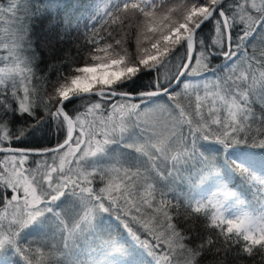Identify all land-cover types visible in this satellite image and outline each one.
Here are the masks:
<instances>
[{"label":"snow or ice","instance_id":"snow-or-ice-1","mask_svg":"<svg viewBox=\"0 0 264 264\" xmlns=\"http://www.w3.org/2000/svg\"><path fill=\"white\" fill-rule=\"evenodd\" d=\"M171 2L100 0L89 17L94 33L85 35L84 63L60 73L54 82L44 78L45 85L32 83L35 54L26 57L23 66L0 67V206L5 210L0 214V264H37L43 249H48V255L42 264H101L72 260L65 249L70 247L67 238L85 230L96 235L105 214L115 217L150 257L149 264H203L209 254L220 258L214 264H224L232 253L234 261L255 254L264 264V214L258 219L247 214L229 219L220 211L223 205L212 199L207 204L192 196L187 203L168 199L173 185L169 178L181 162H195L201 180L224 184L215 158L201 151L203 143L220 145L225 161L241 175H245L246 157L230 153L241 145L264 150V114L252 111L250 93L244 91L247 74L236 76L232 70L242 46L256 31L254 26L264 30V0H187L178 8L168 7ZM33 9L32 0L22 4L13 0L7 8L0 7V14L12 15L17 40L28 47L27 22L35 14ZM97 23L102 24L100 30L95 29ZM206 29L210 30L207 36L202 34ZM129 31L136 37L134 55L126 47ZM117 50L123 55L108 54ZM214 60L223 63L209 72ZM256 60L264 68V52ZM221 69L227 74H219ZM141 72L153 74L146 90L119 87ZM208 74L215 77L211 88L204 84L203 97L199 87L193 88L195 96L185 102L180 85L187 90L191 85L185 80H206ZM73 98L79 99V106L70 109L67 102ZM154 109L166 111L170 119L149 132L139 117ZM93 113L98 116L90 120ZM25 115L34 123L14 128L12 117ZM49 120L62 136L55 146L14 143ZM256 123L262 127L253 135ZM116 143L129 154L104 162L109 146ZM260 188L264 191V183ZM230 194L234 193L226 192L225 197ZM66 205L72 206L71 216L64 211ZM193 217L203 218L206 224L195 234L185 227ZM53 225L65 240L64 248L29 239ZM221 238L223 248L217 244ZM121 243L120 238L108 236L106 248L120 258L105 259L103 264H143L119 247ZM102 254L107 257L108 252Z\"/></svg>","mask_w":264,"mask_h":264},{"label":"trees","instance_id":"trees-1","mask_svg":"<svg viewBox=\"0 0 264 264\" xmlns=\"http://www.w3.org/2000/svg\"><path fill=\"white\" fill-rule=\"evenodd\" d=\"M13 0H0V7L7 8V6L12 3ZM17 2L22 4V0H17ZM100 0H32L34 5L35 14L27 22L28 27V38L31 41V47H28L27 43L21 44L17 40L15 20L10 13L0 14V67H15L17 64L23 66L22 61L33 54L36 55L35 68L36 78L32 83L39 85H45V79L48 81H55L57 76L62 72H67L70 67H75L82 65L87 57V52L85 50L84 39L86 34H93V20L89 19L95 13V4L99 3ZM187 2V0H181L179 3ZM174 3L173 0L167 6L179 4ZM17 15L23 19V13L19 12ZM70 22V23H69ZM256 31L249 38V41L245 42L242 46L239 59L236 60L233 66V72L236 76L247 74V87L244 91L250 93L249 103L252 105V111L260 116L264 114V99L261 98V88L264 86V68L259 66V62L256 57L260 56L261 52H264V30H260L258 26H254ZM102 28L101 23L95 25L96 30ZM209 29H206L202 34L207 36ZM104 32L101 31L100 35ZM131 45H133L132 38L129 39ZM147 43V42H145ZM100 55H105L100 53ZM8 58V59H4ZM223 61L214 60L209 66V72L211 69H219ZM168 69H172V65H168ZM174 71V69H172ZM165 74L162 70V75ZM219 74H227L226 69H221ZM30 75V74H29ZM203 75V74H202ZM153 74L149 72H141L136 77L130 81H126L124 84L119 85L121 88H125L128 91H141L146 90L151 86V81ZM215 82V77L208 74L207 79H201L200 77L189 78L184 81V83H189L191 86L189 89L185 90L183 83L180 85L178 91L181 92L182 96L187 99V97L195 95L193 88L199 87L201 96H204V84L207 83L209 88ZM31 87V85H29ZM2 87V85H0ZM159 99V98H156ZM133 102V101H130ZM163 103V102H162ZM68 107L78 108L79 99H72L67 102ZM38 116L43 114L37 111ZM94 116L98 114L93 113L89 115L91 120ZM13 127L17 124H29L34 123L32 117H12ZM262 127L260 124L256 123L252 125V134L254 135L259 128ZM62 139V136L57 133L52 122L49 120L36 128L32 129L22 140L15 141L14 143L26 146V147H51L55 146L57 142ZM251 143V141H250ZM122 144L116 143L111 145L108 150V159L115 155H120L118 147ZM203 145V146H202ZM201 145V151H203L207 156L214 157L219 168L220 173L226 179L224 184L218 185L215 181L211 179L201 180L198 175V165L195 162L189 164H184L181 162L176 165V170L174 171L173 177L169 178L173 181L172 189H169L168 199L172 203H176V198H180L185 203H187V198L189 196L194 197L197 200L200 196L205 193H209L207 200L204 202L207 204L208 200L212 198V191H232L238 198L240 204L249 212L251 216L259 215V217L264 214V191L260 188V185L264 183V150L258 148H251L241 145L230 155H240L246 157L245 164L247 165L245 169V175H241L238 169H235L231 164L224 159L223 150L220 145L214 143H203ZM214 146L215 148H213ZM117 147V148H116ZM0 159H3L0 156ZM34 159H42L40 157H35ZM162 165L163 168L165 165ZM167 166L171 169V160L167 162ZM247 176V179L245 178ZM168 181H163L162 183H167ZM159 201V196L156 197ZM213 203H215L212 200ZM67 206V205H66ZM3 206H0L2 210ZM211 209V205H209ZM221 211V208H220ZM66 212H70L66 211ZM182 219L183 220V207L181 208ZM105 224V225H104ZM50 227V228H48ZM99 229L95 230L99 234V237L103 238L101 242H97L95 248L92 249L93 254L87 256L85 261H100L101 264L105 259L113 260L119 259L120 257L106 248V241L108 236L113 239L120 238L122 243L119 247L127 249L132 253L133 258L140 260L143 264H149L150 257H148L136 244L130 236L127 235L117 221L115 217H108L105 214L100 218ZM185 227H191L193 229V234L198 230H202L206 227V224L201 219L192 218V223L185 224ZM48 231L47 235L51 238L46 240L41 239L45 232L41 233L38 237H29L30 240L41 239L46 243H51L64 248L65 240H61L53 226H46L45 229ZM58 231V230H57ZM89 231L93 230H88ZM55 233V235H53ZM67 238V233H65ZM142 239L144 237H141ZM71 238H67L69 240ZM66 240V241H67ZM217 244L223 248L224 241L223 238L217 241ZM94 245V243H93ZM235 248V245H232ZM43 255H37V264H42V262L47 260L48 249H43ZM215 251V249L213 250ZM103 252H108L107 257L103 255ZM57 255H60L59 253ZM233 255L229 254L224 262V264H259L260 256L253 255L251 259L244 260H233ZM70 258V257H69ZM220 258L209 254L203 264H214L215 261ZM84 261V259H82Z\"/></svg>","mask_w":264,"mask_h":264},{"label":"rangeland","instance_id":"rangeland-1","mask_svg":"<svg viewBox=\"0 0 264 264\" xmlns=\"http://www.w3.org/2000/svg\"><path fill=\"white\" fill-rule=\"evenodd\" d=\"M174 3H179L181 2V0H173ZM185 3V2H184ZM179 4H175V5H170V8H178ZM175 18V17H174ZM132 38L133 41V45H131V43L129 42V39ZM126 40H127V50L129 54L134 55L136 52V37L135 35H133V33L131 31L128 32L127 36H126ZM141 41L142 43L147 42L143 36H141ZM111 56H118L119 55H123V53H118L117 51H110V53H108ZM127 60V57H126ZM183 87H181L182 89ZM196 88V87H195ZM199 94H201V92H199ZM195 95H193L194 97ZM203 97V96H202ZM156 99V98H155ZM134 102H138V101H134ZM185 102H187V99H185ZM161 105H163V103L161 102ZM166 106V105H165ZM170 117L168 115V113L166 111H160L158 109H154V110H149L147 113H142L141 116L139 117V120L141 122L142 125H144L146 131H152L153 130V126L156 125H163L165 123H167L169 121ZM170 127V125H169ZM203 146V145H202ZM111 147V146H109ZM119 153L120 154H129L127 149H124L122 147V145L117 146ZM116 147V148H117ZM213 148H215L214 146H212ZM3 158V157H2ZM102 160L104 162H107L106 157H103ZM160 167H162V165H160ZM229 193V191H217L215 194V197L212 198L215 202H219L220 204L223 205L222 209H223V215L229 219H235L236 217L240 216L243 217L244 214H247L248 217L252 218V219H258L257 215L251 216L249 215V213L240 205L239 200L237 199V197L235 196V194H230L227 196V198L225 197V193ZM222 193V194H221ZM67 212V214L69 216L72 215V206L71 205H67L64 207V211H69ZM4 208H2V210H0V214L4 213ZM9 211H11V207H9ZM105 225V224H104ZM50 228V227H48ZM47 230V228L45 229V231ZM44 231V232H45ZM88 230H85L83 233H79L76 236L71 237V239L67 240V244L70 245V247H68L67 249H65V251L68 253V256L70 257V259L72 260H81L84 259L87 256H90L91 254H93L94 252H92V249L95 248V245L97 242H101L103 240V238L99 237V234H101L100 232L96 235H90L89 233H87ZM56 232L58 233V231L56 230ZM48 231H46L41 237V239L46 240L47 238H51L49 235H47ZM59 236V234H58ZM60 237V236H59ZM94 243V245H93ZM63 246H65V244H63Z\"/></svg>","mask_w":264,"mask_h":264},{"label":"water","instance_id":"water-1","mask_svg":"<svg viewBox=\"0 0 264 264\" xmlns=\"http://www.w3.org/2000/svg\"><path fill=\"white\" fill-rule=\"evenodd\" d=\"M73 99H76V98H73Z\"/></svg>","mask_w":264,"mask_h":264}]
</instances>
